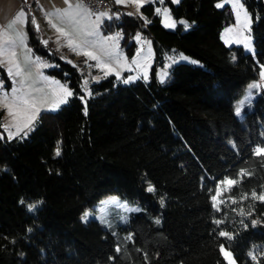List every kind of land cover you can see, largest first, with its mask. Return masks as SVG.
Segmentation results:
<instances>
[{"label": "trees", "instance_id": "obj_1", "mask_svg": "<svg viewBox=\"0 0 264 264\" xmlns=\"http://www.w3.org/2000/svg\"><path fill=\"white\" fill-rule=\"evenodd\" d=\"M218 1L163 0L187 30L164 28L157 3L141 7L148 22L114 4L119 15L101 27L121 29L123 43L136 32L151 38L150 80L104 76L89 83L85 100L82 74L42 41L28 15L32 53L54 63L48 73L73 95L27 134L0 137V264H227L222 245L238 264H264V201L251 195L264 193V155L254 154L264 148V79L240 116L235 110L264 64V0H244L254 55L221 40L233 13ZM179 53L201 65L174 64L159 82L156 69ZM227 178L237 181L230 191L220 183ZM109 194L143 210L117 232L79 220Z\"/></svg>", "mask_w": 264, "mask_h": 264}, {"label": "rangeland", "instance_id": "obj_2", "mask_svg": "<svg viewBox=\"0 0 264 264\" xmlns=\"http://www.w3.org/2000/svg\"><path fill=\"white\" fill-rule=\"evenodd\" d=\"M171 1L173 3L179 2V0ZM148 3H157L155 4V14L160 17L164 28L174 30L177 24H181L185 30L190 28L186 20L179 19L176 21L172 17L168 6L163 3V0H120V2L115 0V4L125 14L139 15L145 22H148V18L142 12L141 7ZM235 3L236 0H220L217 3V5H222L221 7L228 5L233 13V22L222 29L220 38L226 46L241 47L245 53L254 55L251 15L244 4V0H239V3L242 5L240 8H234L233 5ZM165 11H167V16L165 15ZM87 14V17L90 19L93 17L110 18L106 13H104L105 15H101V13L93 15L87 11ZM181 21L184 23H181ZM85 22V27H72L66 35L65 43L60 42L57 46V55L61 60L75 66L82 74L85 93L84 100L89 95V83L99 81L104 76L115 75L123 82H130L139 78L145 81L150 80L153 64V47L149 36L144 35L142 32H136L129 38V41L123 43L124 33L121 29L106 33L102 27L91 26V22ZM166 24H174L175 26L166 27ZM226 29H230V31H226ZM88 33H91V35H87ZM69 41H71V44H69ZM131 43L134 44L132 54L127 50V47ZM246 43L250 44L249 48L245 47ZM86 52L92 53L96 59L93 60L90 56L85 55L84 53ZM33 59L32 68L35 71L33 74H24L20 71V75H17V65H9L11 74L10 72L7 73L6 77L8 80L10 79V85L0 73V110L3 111L1 133L7 139L27 134L33 122L43 111H56L64 104L60 103V101L63 99L68 100L69 98L65 97L61 86H67L68 89L70 87L48 73V69L53 67L54 63L35 54ZM177 63L201 65L198 59L189 54H175L169 56L166 62L156 69L154 73L155 78L159 82H165L169 78L170 67ZM261 71H264V64H259L257 79L250 81L236 100V114L237 108L241 110V108L247 103H251L257 96L262 82ZM85 82H87L86 85ZM252 85H258V87H251ZM14 89L17 91H14ZM21 98L28 100V104L24 105L21 102ZM9 110L12 111L13 115H9ZM240 114L241 112L238 116ZM29 116H35V119L29 128H25L24 125L27 123ZM141 210H143V206L140 203L131 201L118 194H109L86 207L78 218L83 223L94 219L102 228L111 232H117L119 226L124 225L132 213ZM86 213L88 216L87 219H84ZM221 247L231 253L233 264H238L232 252L223 245ZM221 255L225 259L222 252ZM225 261L228 264L226 259Z\"/></svg>", "mask_w": 264, "mask_h": 264}, {"label": "crops", "instance_id": "obj_3", "mask_svg": "<svg viewBox=\"0 0 264 264\" xmlns=\"http://www.w3.org/2000/svg\"><path fill=\"white\" fill-rule=\"evenodd\" d=\"M110 2L115 4V0ZM86 10L79 0H68V3L65 0H0V65L6 74L9 73V65L13 64L24 74L35 73L32 68L34 54L29 47L26 30L29 14L42 41H47L46 44L57 54L58 43L64 42L66 35L58 33L53 25L62 28L66 34L72 27H85V21L91 22V26L101 27L104 19H90ZM13 21L16 22L13 24Z\"/></svg>", "mask_w": 264, "mask_h": 264}, {"label": "snow or ice", "instance_id": "obj_4", "mask_svg": "<svg viewBox=\"0 0 264 264\" xmlns=\"http://www.w3.org/2000/svg\"><path fill=\"white\" fill-rule=\"evenodd\" d=\"M117 2H120V0H117ZM65 3H68V0H65ZM222 5L218 4L217 7H221ZM76 7H81V5H76ZM234 8H240L242 7V5L239 3V0H236V3L233 5ZM159 12V10H157ZM22 15V13H21ZM101 15H105L104 13H101ZM165 15L167 16V11H165ZM239 15V14H237ZM170 18V17H169ZM16 21H13V24L15 23ZM33 23H35V21L33 20ZM181 23H184L183 21H181ZM11 26V25H10ZM166 27H174L175 25L174 24H166L165 25ZM54 28H56V31L58 33H60L61 35H67L64 30L62 28H59V27H56V25H53ZM226 31H230V29H226ZM87 35H91V33H88ZM137 39H139V37H137ZM44 43L46 44L47 41H44ZM69 44H71V41H69ZM245 47L246 48H249L250 47V44L246 43L245 44ZM85 55L87 56H90L93 60L96 59V57L94 55H92V53L90 52H86L84 53ZM39 66H43V65H39ZM10 74H11V69L9 70ZM17 75H20V70H19V67L17 66V72H16ZM261 75V78L264 79V71H261L260 73ZM87 84V82H85V85ZM251 87H258V85H252ZM61 89L63 91V93L65 94V97H71L73 95L72 91L70 89L67 88V86H61ZM14 91H17L16 89H14ZM21 102L24 104V105H27L28 104V100L26 99H23L21 98ZM67 100L66 99H63L60 101V103H66ZM52 110H55V109H52ZM240 113V109L237 108V114ZM85 114H87V109H85ZM9 115H13L12 111L9 110ZM35 119V116H29L28 117V121L27 123H25L24 127L25 128H29L30 125L32 124V122L34 121ZM59 150H57V155H59ZM254 154L256 155H264V148L262 147H257L255 150H254ZM241 177L244 175L243 173V170H241ZM221 184H224L227 186V190L230 191L232 187H234L237 183V181L235 179H231V178H227L225 179L224 181H221L220 182ZM148 191H153L152 187H149L148 188ZM222 195L221 191L219 189H217L216 191V195H214L212 197L213 201H216L217 197ZM254 198L256 199H259L261 201H264V193H261L260 195H257V193L255 191L252 192L251 194ZM244 199H247V196L244 197ZM221 203H223V201H221ZM233 203H236L235 200H233ZM217 205L214 203L213 204V207H216ZM32 207L34 206H30V211L32 210ZM87 216L88 214L86 213L85 216H84V219H87ZM216 223H220V221H216ZM220 235L221 236H226L228 235L227 233L225 232H220ZM221 252L224 254V257L225 259L228 261V264H233V260H232V257H231V253L227 252L224 250L223 247H221ZM253 259H255V256H253Z\"/></svg>", "mask_w": 264, "mask_h": 264}, {"label": "built area", "instance_id": "obj_5", "mask_svg": "<svg viewBox=\"0 0 264 264\" xmlns=\"http://www.w3.org/2000/svg\"><path fill=\"white\" fill-rule=\"evenodd\" d=\"M91 14L106 13L110 18L119 15L118 9L110 0H79ZM53 50V47L50 46Z\"/></svg>", "mask_w": 264, "mask_h": 264}]
</instances>
